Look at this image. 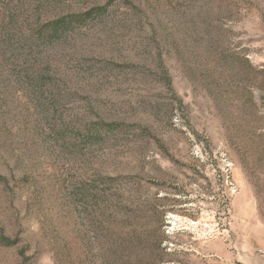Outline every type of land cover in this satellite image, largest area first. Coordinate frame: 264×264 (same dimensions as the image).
<instances>
[{"label": "rangeland", "instance_id": "rangeland-1", "mask_svg": "<svg viewBox=\"0 0 264 264\" xmlns=\"http://www.w3.org/2000/svg\"><path fill=\"white\" fill-rule=\"evenodd\" d=\"M22 1L45 21L109 13L51 51L72 115L0 101V264H68L63 186L85 171L129 191L141 264H240L264 237V0ZM60 121L103 138L79 158Z\"/></svg>", "mask_w": 264, "mask_h": 264}, {"label": "trees", "instance_id": "trees-1", "mask_svg": "<svg viewBox=\"0 0 264 264\" xmlns=\"http://www.w3.org/2000/svg\"><path fill=\"white\" fill-rule=\"evenodd\" d=\"M22 6V0H0V101L6 98L5 92L9 89L7 96L14 99L21 92L34 109H40V115H72L66 112L57 93L61 85L54 77L51 51L56 45L71 40L87 24L103 20L108 16V7L95 6L45 21L41 13L33 18ZM60 123L53 125L56 132H66L61 126L71 128L70 122ZM112 125L109 123L106 130L114 131ZM77 131L80 132L57 133L60 139H75L74 148L83 147L77 157L90 156L94 149L86 145L102 140V133L98 134L95 129ZM78 179L68 180L63 186L71 209H78L72 217V225L78 227L72 228L77 232L63 227L58 229L57 236L63 243L68 264H141L143 238L130 225L138 211L135 203L128 205L129 191L118 179L104 180L101 174L85 171ZM0 180L9 182L1 173ZM78 239L83 243V254L77 252Z\"/></svg>", "mask_w": 264, "mask_h": 264}, {"label": "crops", "instance_id": "crops-1", "mask_svg": "<svg viewBox=\"0 0 264 264\" xmlns=\"http://www.w3.org/2000/svg\"><path fill=\"white\" fill-rule=\"evenodd\" d=\"M260 249L264 250V237L251 228V245L240 255V264H264V253L259 252Z\"/></svg>", "mask_w": 264, "mask_h": 264}, {"label": "built area", "instance_id": "built-area-1", "mask_svg": "<svg viewBox=\"0 0 264 264\" xmlns=\"http://www.w3.org/2000/svg\"><path fill=\"white\" fill-rule=\"evenodd\" d=\"M259 252L264 253V250L263 249H260Z\"/></svg>", "mask_w": 264, "mask_h": 264}]
</instances>
